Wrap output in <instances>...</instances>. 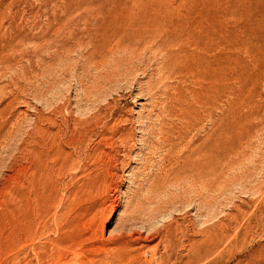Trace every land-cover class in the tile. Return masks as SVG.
Listing matches in <instances>:
<instances>
[{
    "label": "rangeland",
    "instance_id": "rangeland-1",
    "mask_svg": "<svg viewBox=\"0 0 264 264\" xmlns=\"http://www.w3.org/2000/svg\"><path fill=\"white\" fill-rule=\"evenodd\" d=\"M0 264H264V0H0Z\"/></svg>",
    "mask_w": 264,
    "mask_h": 264
},
{
    "label": "bare ground",
    "instance_id": "bare-ground-1",
    "mask_svg": "<svg viewBox=\"0 0 264 264\" xmlns=\"http://www.w3.org/2000/svg\"><path fill=\"white\" fill-rule=\"evenodd\" d=\"M170 128H172V127H170ZM171 130V132H173V129H170ZM171 135H172V133H171Z\"/></svg>",
    "mask_w": 264,
    "mask_h": 264
}]
</instances>
